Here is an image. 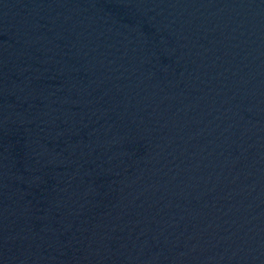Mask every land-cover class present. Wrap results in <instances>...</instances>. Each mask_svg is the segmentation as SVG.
Listing matches in <instances>:
<instances>
[{
    "label": "water",
    "instance_id": "water-1",
    "mask_svg": "<svg viewBox=\"0 0 264 264\" xmlns=\"http://www.w3.org/2000/svg\"><path fill=\"white\" fill-rule=\"evenodd\" d=\"M0 264H264V0H0Z\"/></svg>",
    "mask_w": 264,
    "mask_h": 264
}]
</instances>
